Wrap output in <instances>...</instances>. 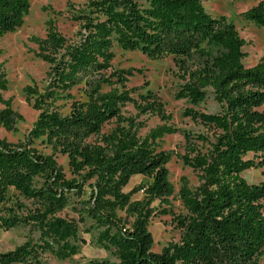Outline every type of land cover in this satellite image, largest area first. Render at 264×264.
I'll use <instances>...</instances> for the list:
<instances>
[{
    "label": "trees",
    "instance_id": "1",
    "mask_svg": "<svg viewBox=\"0 0 264 264\" xmlns=\"http://www.w3.org/2000/svg\"><path fill=\"white\" fill-rule=\"evenodd\" d=\"M29 5L30 0H0V35L23 22ZM240 15L264 28V0ZM71 18L78 24L74 39L47 20L42 42L48 51L40 56L48 62V79L42 90L24 87L26 100L38 110L26 138L11 143L0 137V228L38 231L0 251V264H45L46 252L60 259L76 254L78 240L83 241L78 224L61 214L69 204L82 221L90 220L84 231L95 230L96 243L114 256L91 258L88 264H256L264 253V178L250 182L242 172L264 165V53L245 65L246 40L232 20L208 12L202 0H86ZM113 43L152 58L172 55L183 80L176 98L196 105L210 87L220 109L188 106L183 114L211 132L183 130L182 153L157 144V138L178 130L173 124L140 136L144 123L122 114L121 103L134 102L139 113L170 116L148 81L138 91L140 101L131 94L140 85L125 87L132 67L106 72ZM113 82L122 89L102 91ZM75 86L83 87L86 100L75 98ZM57 100L69 103L66 112ZM0 101L5 103L0 126L15 128L20 114L1 92ZM111 119L115 124L103 130ZM36 139L51 151L34 146ZM56 153L67 156L72 176L58 164ZM173 156L196 171L200 185L193 190L181 184L178 193L187 212L173 217L178 238L156 251L149 229L156 212L151 202H168L174 192L167 166ZM136 174L150 181L124 191ZM140 189L143 197L132 198Z\"/></svg>",
    "mask_w": 264,
    "mask_h": 264
},
{
    "label": "rangeland",
    "instance_id": "2",
    "mask_svg": "<svg viewBox=\"0 0 264 264\" xmlns=\"http://www.w3.org/2000/svg\"><path fill=\"white\" fill-rule=\"evenodd\" d=\"M258 0H202L205 9L213 15H226L232 20L240 35L246 40L243 50L246 55L243 57L245 65L254 64L261 54L264 53V28L254 23L246 21L240 12L256 3ZM86 0H30L28 10L23 15V22L12 31L0 35V80L6 81V88H1L2 98L11 99L14 110L20 114L15 122V128L6 129L0 126V137L5 138L11 143H17L26 138L33 120L38 114L25 98L24 87L26 85L36 86L42 90L47 82L48 62L42 59L40 54L45 49L42 39L46 36L47 20L52 18L55 25L62 34L69 39L76 37L78 24L71 18L74 10L83 6ZM114 56L110 60V65L106 72L121 68H133V74L127 75L125 87L139 86L137 92L131 94L140 101L138 91H144L142 86L144 81H148V87L151 88L163 102L165 114L170 118L165 119L157 113L151 111L139 113L134 102L127 101L120 104V111L124 115H132L137 120L143 122V126L138 130L140 136L146 135L152 127L163 123L173 124L178 128L175 132L165 134L157 138L159 148L174 149L178 153L184 151V136L182 131L189 130L194 133L211 132L207 126L199 121H195L183 114V110L188 106L197 109L215 112L220 109L219 102L215 99L211 88L208 87L207 95L203 101L193 105L186 98H176L174 93L183 82L176 74V66L172 55L152 58L137 49H123L117 43L111 47ZM141 68L142 71H139ZM122 86L118 82L111 85H104L102 91H108L110 88ZM72 92L75 98L84 101L87 99L83 92V87H73ZM56 104L60 111L66 112L69 103L65 100H57ZM5 103L0 101V109ZM139 114V115H138ZM115 124L114 119L105 123L103 130H109ZM33 145L43 152H50L51 148L46 146L39 139L34 140ZM58 164L61 165L65 174L70 177L72 173L67 163V156L59 153L55 154ZM169 168V179L174 186V192L169 196L168 202L154 199L151 205L155 207L156 212L149 219V229L153 235L152 249L159 251L169 241L176 240L179 235V229L173 220L174 215L185 213L187 209L183 204L178 193L181 184L185 183L191 189L196 190L200 185V179L194 169L183 164L182 160L173 156L167 163ZM242 175L250 182H258L264 178V165L261 167H251L242 172ZM150 178L143 174L133 175L129 182L123 187L124 191H130L141 183H147ZM14 191L10 189L9 193ZM143 191L140 189L132 194V198H142ZM29 203L28 199H24ZM264 203V198H263ZM166 207L167 213H159L157 210ZM119 213L124 216V211ZM62 215L74 219L79 227L80 239L79 251L71 257L60 259L46 252L44 256L45 264H88L91 258L109 257L114 259L110 251L102 248L96 243V231H84L90 220L82 221L79 214L67 205L62 211ZM131 220V217H129ZM36 237L38 231L30 230L28 226H18L10 229L0 228V251L12 248L14 245L22 242L26 235ZM23 264V263H11ZM256 264H264V253L258 258Z\"/></svg>",
    "mask_w": 264,
    "mask_h": 264
},
{
    "label": "built area",
    "instance_id": "3",
    "mask_svg": "<svg viewBox=\"0 0 264 264\" xmlns=\"http://www.w3.org/2000/svg\"><path fill=\"white\" fill-rule=\"evenodd\" d=\"M142 190V189H141Z\"/></svg>",
    "mask_w": 264,
    "mask_h": 264
}]
</instances>
